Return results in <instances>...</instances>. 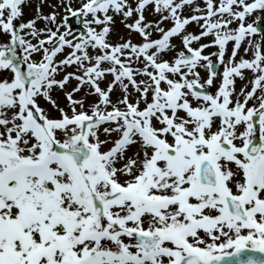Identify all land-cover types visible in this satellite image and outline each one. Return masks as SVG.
<instances>
[{
	"label": "snow or ice",
	"instance_id": "snow-or-ice-1",
	"mask_svg": "<svg viewBox=\"0 0 264 264\" xmlns=\"http://www.w3.org/2000/svg\"><path fill=\"white\" fill-rule=\"evenodd\" d=\"M34 2L0 0V264H264V0Z\"/></svg>",
	"mask_w": 264,
	"mask_h": 264
},
{
	"label": "rangeland",
	"instance_id": "rangeland-1",
	"mask_svg": "<svg viewBox=\"0 0 264 264\" xmlns=\"http://www.w3.org/2000/svg\"><path fill=\"white\" fill-rule=\"evenodd\" d=\"M51 2H55V0H51ZM49 11H51L50 8H48V7H45V8H44V12H45V13H47V12H49ZM24 13H25V14H24V21L30 19L32 16L35 15V2H34V0H33L32 7H25V9H24ZM187 14H188V13L186 12V15H187ZM148 18H149V19H154L155 17L149 15ZM125 30H126V29L124 28V26H123V24L121 23L120 19L117 18V19H116V24H115V32H114L115 36L121 38V37H123L122 33H124V34L127 33V34L129 35L128 31L126 30V32H125ZM190 31L196 32L197 29L194 28V26H193L192 28H190ZM131 37L134 38V39H138V38H139V37L136 36L135 34H132ZM125 38H128V36H125ZM205 42H206V41H205ZM176 43L179 44V41H176ZM211 51H215V49H212ZM240 87H241V84L238 82V83H237V88L239 89Z\"/></svg>",
	"mask_w": 264,
	"mask_h": 264
},
{
	"label": "bare ground",
	"instance_id": "bare-ground-1",
	"mask_svg": "<svg viewBox=\"0 0 264 264\" xmlns=\"http://www.w3.org/2000/svg\"><path fill=\"white\" fill-rule=\"evenodd\" d=\"M194 28H195V26H194Z\"/></svg>",
	"mask_w": 264,
	"mask_h": 264
}]
</instances>
